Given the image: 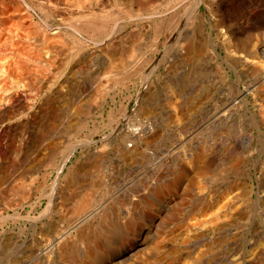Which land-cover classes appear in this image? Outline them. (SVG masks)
<instances>
[{"label": "rangeland", "instance_id": "1", "mask_svg": "<svg viewBox=\"0 0 264 264\" xmlns=\"http://www.w3.org/2000/svg\"><path fill=\"white\" fill-rule=\"evenodd\" d=\"M166 1L168 0H162V2L159 0L158 2L165 4ZM209 3H211V9L210 7L208 8ZM234 4H240L241 10H233L235 7ZM196 6H198V8ZM213 7L215 9H213ZM170 8H173L176 11L180 10L183 14L181 15L183 16L182 21L183 23L187 22L186 34L189 33V35H193L196 27L200 30L201 38H206V41L209 43V53H206L207 55H201V58L196 62L193 60L191 61L188 60L189 58L185 57V54H183L184 50L181 53L179 47L175 43H172L170 48L171 51L167 53L168 55H160V52L155 53V61H160V63L157 69H154V71L149 74V77L146 81H143V83L139 76L134 78V80L132 79L126 82V85L120 84L114 87L110 83H108V85L105 81H102V83L104 82L102 88L104 87L105 89L110 90L105 93L106 95L108 94V96L105 97L104 106H99V103H101L100 100V102H92L90 106L86 102H81V105H86L87 109L90 110V115L84 113L87 114L86 116L83 114L84 117L81 116L83 117L84 122H81L84 123V127L78 129L76 128L77 125H81L77 124L76 126H73L74 129L70 130L69 133L63 130L64 127L62 126L63 124H61L60 132L56 133V135L60 133L57 138L59 140V146L53 154L54 160L52 162H46V166H43L42 169L37 171L31 168L34 166L33 161H31L26 168L21 166L13 168L15 170H12L11 174L16 177V179L14 178V182L21 181L24 185L28 184L29 186L26 189H29L30 187L32 191L33 189L36 191V189H38L37 187L41 185L40 181L43 179L42 172L44 173L45 171L49 173V175L46 174L45 176L47 178L42 180L43 182L41 183H44L42 189L39 188L37 190V193H39L38 195L40 196H35L32 198V201L23 203V206L21 205L17 210H14L15 212L12 209L8 210L9 214L14 218L17 214V217L22 215L23 218H25V216L26 218L29 216H34V218L36 216L38 217L40 212L43 211V208L46 209L50 206L48 203L49 201L51 202L52 199H55L56 204L57 201H59L58 199L61 201V199H63L62 197L69 198L71 195H74L73 198L77 199L78 193L76 191L79 190L78 186L80 187V184L86 186L87 184L89 186L88 190H91L93 187L97 188H93L95 193L92 190L91 192H93L94 197L96 196V206L98 203L102 204L100 205L102 207V212L100 211L98 217L103 214V211L107 212L111 210V213L116 214L110 216L111 220L109 221H112L111 223H113V221L118 222V224L114 223L118 225V228L122 226L118 229L120 234L114 237L115 241H112L113 244L110 242V245H107L111 251L108 252L107 257H104L99 264H114V262L115 264H147L148 258L150 257H152L149 260V262H151L150 264H161L162 262V264H168L169 262H172L169 264H183L187 260L190 261L191 258V263H188V261L186 263L264 264V119L262 117L264 112V105L262 107V104H264V1L257 4L253 0H178L175 4L172 3ZM211 11H215V14ZM149 13L150 11H147V13L142 14V17ZM225 19H228L229 21ZM148 20L149 19L135 20V22L125 19L121 21L122 23L120 22L119 25L120 28H122L117 31L119 35L116 34L117 32L114 35L116 40L119 38L121 39V37L124 36L129 37L130 35V37L135 40L140 37L150 40L151 38L149 36L147 37L151 28ZM127 21L131 24L127 23ZM140 27L143 29L141 30ZM131 28L134 32H130ZM135 35H138L139 37H136ZM245 37L250 39V42H252L251 45H254L257 50L256 59L259 62L257 66H259H254L253 68L257 67L255 70L259 69L260 72L258 75L253 74L254 72L251 71L252 66L249 65V60L244 61L242 58L239 60L238 57L243 56V53L240 54V52L238 53L240 55L236 54L231 56L228 55L225 50V39H234L232 43L235 45L238 40H242L243 38L245 39ZM66 39L69 41V37L65 36V41ZM251 48L253 49V47ZM213 51L218 53L219 56L216 57L213 55ZM95 52L97 53L99 51ZM100 56L102 58L105 57L103 55ZM157 58L160 60H157ZM93 59L94 60L88 59L89 66L93 72L89 74L90 76L88 79L83 78V80L85 79L83 81L82 78L76 74H74L76 76L71 74V76H67L69 73V67L66 66L60 71H57L58 82H55L56 84L54 86L59 87L61 85L60 87H62L61 90L64 91V94H74L76 92L78 93V91L80 92L81 90L86 89L85 87L87 82H90V84L93 83L90 86L91 89L94 88L97 76H94L95 79H93L92 75H96V72H99V69L95 68V63L99 61V58L97 57ZM242 65H246L247 67L249 66L250 68L245 66L244 70ZM66 80H68V82ZM92 80L94 82H91ZM61 82H63V84ZM12 87L16 89V84L13 83ZM26 88L28 90H32L28 86H26ZM169 88H172L176 92L175 99L176 102L179 103V110H184L187 100H191L192 98L191 95L196 96V100L201 98L198 94L201 93L202 89L205 90L207 97L202 98L205 102L201 104L200 107H197V109H194L190 116L188 112V116L184 115L181 119H179V121H177L174 116V105H172L174 101H171L173 97L169 92ZM19 89L20 88H18V90ZM93 91L94 90H92V92ZM241 92L242 96L240 95ZM45 95L46 93L41 94L36 101V106L38 102H41L42 98L44 99ZM47 96H49V94H47ZM146 100H150V104L153 102L150 105L151 107L149 106V112L142 111L143 103L145 104ZM62 103L63 102L61 101L58 105L59 113H61L60 110L62 111V109H67V104L63 103L64 105H62ZM65 110L62 111L63 116L64 113L67 116L68 111ZM217 110L220 112L218 111V117H215L214 114ZM39 116L41 115L39 114ZM34 117H38L37 114H35ZM49 118L50 116L44 118L41 116V120L37 123L44 126L49 123ZM132 128H140L141 130L133 132V130H131ZM148 128H151V130ZM124 134H128L130 138H133H131V142L130 138H128L129 140L127 141V145L133 144V146H128L127 150H123L126 143H123L121 135ZM51 137L50 139L45 140V146L53 143V141H51ZM19 140V136H15L12 143L14 147L19 146ZM205 143H207L210 148L209 156L213 161V167H218L217 169H224V172L220 170L223 176L218 178L217 182L212 180L211 177L207 178V181L205 178L201 177L200 180L203 187L200 189H194L188 197L191 203L200 199L202 196L208 199L211 198L210 196L216 194L217 199L221 200L218 201L213 208L201 214L193 213L190 207L185 206L178 215L175 213V208L178 204L177 198L179 196H167L152 208H147L141 203L140 197H144L143 195L147 198L146 199L144 197V201L145 199L148 201V196L150 194L149 191L153 186H161L160 183L164 180L167 181L170 176H173L178 168L187 167L186 156L189 155V153L191 154L197 149L202 148ZM120 145L121 148H119ZM134 146L136 148H134ZM118 148L123 151L118 150ZM134 149H138V151H135ZM14 152L15 151L11 150L10 155L13 156ZM40 153H36L38 158H41L42 156V153ZM240 156L242 157L240 158L241 168L239 170L235 168L232 163L234 164ZM96 159L98 161V169L95 170L94 168L97 167H95L96 165L93 163H97ZM57 164L62 165V174L64 176L66 173H70L67 176L68 180L66 179L67 184L70 185H67L66 182L63 184L61 181L63 188L60 190V196H57L58 194H54L53 186H51L54 183V175L56 173L53 168ZM19 175L23 176L20 178ZM17 176L19 177L17 178ZM72 176H74V178ZM81 178L85 184L81 183L83 182L80 181ZM237 178L245 179L247 185L248 201L243 199L244 196L239 197V195L237 196V200H235L236 205L243 209L245 216H240V218H242L237 220L238 222H236V225L233 224L232 227L229 226L227 227L228 229H224L221 232H211L205 228L207 225H197V221L193 222L192 217L194 216L199 219V217L205 215L207 217V222H209V220L217 213H221V215H223V213L229 214L232 210L229 204L230 202H228L227 205H223V203L227 201L225 200L227 195L226 197H221L219 192L223 189L222 186H224L225 183L229 182L231 179ZM251 178L253 180L250 181ZM22 180L26 183L24 181L22 182ZM96 182L98 184L100 183L99 186H97L98 184ZM76 185L78 186L76 187ZM145 186H148L150 189L148 190V187L146 188ZM181 187V191H179V193L181 192L180 194H182L183 185ZM144 188L145 191L143 190ZM67 189L69 191L72 190L69 192L70 194ZM73 189L75 190V193L73 192ZM39 190H41L42 194ZM62 191H65V193ZM50 194L52 197L48 196ZM230 194L232 193H228V198ZM49 197L51 199H49ZM14 199L19 201L21 200L19 196H14ZM2 202L3 201L0 200V213H2V207L5 210H3L4 214L6 212L8 213L4 203ZM118 202L120 205L117 204ZM136 202H138V205ZM32 204H35L34 207ZM140 204L142 205V208L140 207ZM64 207H68V204L65 203ZM129 208L131 212L135 211L132 213L133 215H136L134 217H138L137 219H140L137 221L135 220L138 227L134 232L131 230L129 231L126 223H124L126 221L123 217L127 216V211L125 210ZM52 210L51 213L48 211V213L42 215V220H46L45 216L49 215L47 218L48 222L55 223L61 229L68 227L69 223L72 221H70V216H68V212H70L68 210L70 209L68 208V210L63 213H56V208H53ZM136 212L138 214H136ZM172 215L173 217H180L182 222L184 219L185 225H176L174 222L175 218L172 219L174 223L171 222L172 220L169 221L170 219L167 220ZM98 217H96V219H98ZM11 218L3 223L5 225H1L0 240H2L3 237L5 239L12 236V239L14 241L16 240L15 242L18 244L19 242L22 243L23 240H28V238H30L29 235L33 233V231L31 232V228L29 226L31 221L26 218L24 220ZM91 220H94L95 223ZM91 220L89 221V224H91L96 230L98 228L99 221L95 220V218ZM141 221L144 224H142ZM97 223L98 225L96 226ZM141 224L144 226L140 227ZM200 226V229H203L201 237L195 239H186V237H183L188 229L191 230ZM22 227H28L27 229L24 228L26 232H21L23 230ZM45 227L48 228L46 224ZM6 229L9 233L12 232V235L8 234ZM103 230L113 229L109 226L108 229L104 228ZM167 230L170 231L166 232ZM2 231L4 232L2 233ZM171 231L175 232V236L177 237L174 238V240H171L167 235ZM19 233L22 234L20 235ZM221 234L225 236V238H223ZM5 235L9 236L6 237ZM120 236L123 237L121 238ZM120 238L122 240H120ZM159 239H163L162 245L164 248L160 250L163 252L160 254L161 256L159 255L160 258H156L158 257L155 256L157 255V251L153 249L152 246L159 242ZM211 239H213V242L215 243V245H212L214 246L213 250L206 253L203 258L198 260L195 259V256L193 257V255H196L198 250H201V248H204L206 244L210 243ZM221 239H225L226 241H217L218 245L221 244L217 246L215 240ZM70 240L71 239H69V241ZM75 240L76 239H74V243L77 242ZM166 242H168V245ZM164 243L166 245H164ZM73 244L69 243L70 246ZM77 244L78 243H75L74 245ZM173 244L174 246L171 248ZM163 249L165 250L163 251ZM167 249H176L178 252L173 250L176 254L175 255L173 251H171V253ZM111 252L114 254H111ZM167 252L168 254H166ZM55 258L56 257L53 255V258L49 259V263L57 264V262L55 263ZM165 259H169V262ZM193 259H195V262ZM182 261L184 262L182 263ZM65 262L58 263L72 264L71 261Z\"/></svg>", "mask_w": 264, "mask_h": 264}, {"label": "bare ground", "instance_id": "2", "mask_svg": "<svg viewBox=\"0 0 264 264\" xmlns=\"http://www.w3.org/2000/svg\"><path fill=\"white\" fill-rule=\"evenodd\" d=\"M158 1L159 0H0V200L3 201L2 203H4L7 211L10 209H12L13 211L17 210L18 207L21 206L23 203L32 201V198L35 196H40L38 195L39 193H37L38 192L37 190L39 188L42 189L44 183L42 184L41 182H43L42 180L44 178H47L45 176L46 174L49 175V173L45 171L44 173L42 172L43 179L40 181L41 185L37 187L38 189H36V191H34L35 189H33L32 191L30 187L29 189H26L29 186L28 184L24 185L23 183H21V181L14 182V178L16 179V177H14L15 175L12 176L11 174V171L15 170L13 168L20 166L26 168V166L31 161H33L34 166L31 168L37 171L42 169L43 166H46L45 165L46 162L49 161L52 162L54 160L53 154L55 153V150L59 146V140L57 138L60 133L58 135H56V133L60 132L61 124H63L62 125L64 127L63 130L69 133L70 130L74 129L73 126H76L77 124L81 125V126L77 125L76 128L78 129L84 127V123H82L81 121H83L84 116H86L87 114L90 115L89 114L90 110L87 109L86 105L85 106L84 104L81 105V102L82 101L86 102L90 106L92 102H97L100 100L101 103H99L100 104L99 106L101 105L104 106L105 97L108 96V94L106 95L105 93H107L110 90L105 89L104 87H103L104 89L102 88V85H104V82L102 83V81H105V83L107 84L110 83L114 87L120 84L123 85L126 82L132 79L134 80V78H137L139 76L143 83V81H146V79L149 77V74L152 73L154 69H157L160 63V61L157 62L155 61L156 58V57L154 58L155 53L160 52V55L161 54L168 55L167 53L171 51L170 48L172 46V43L173 44L175 43L179 47L181 53L184 50L183 54H185V57L189 58L188 60L191 61L193 60L196 62L201 58V55L203 54L207 55L209 53L208 52L209 43L208 41H206V38L204 37L201 38L200 30L196 27L194 32L195 34L194 33L193 35H189V33L186 34L187 22L183 23L182 21L183 16H181L183 14L181 13L180 10H177L178 11L177 12L175 9L170 8V5L172 3L175 4L178 0H168L166 1L165 4L160 3ZM160 1L162 2V0ZM253 1L257 4H260L264 0H253ZM234 5L235 7L233 10L235 9L239 10L241 7L240 4L238 5L234 4ZM196 7L198 8V6ZM209 7L211 9V3L208 4V8ZM213 9L215 8L213 7ZM147 11H150V13L142 17V14L147 13ZM211 12L214 13L215 11H211ZM125 19L128 21L149 19L148 21L150 22L151 28L149 33L147 34V37L149 36L151 39L147 40L146 38L144 39V37L142 38L140 37V38H136L135 40L134 38L132 39L130 35L129 37L120 36L121 39L117 38L118 40H116V37L114 35L118 30L122 28V27L120 28L119 24L121 21ZM128 21L127 23H129ZM140 28L141 30L143 29L142 27ZM132 31L133 29L131 28L130 32ZM116 34H118V32ZM65 36L69 37V41H67V39L65 41ZM233 40L225 39L224 41L225 50L227 54L232 56L240 52H241L240 54L243 53L242 54L243 56L238 57L239 60L240 58H242L244 61L249 60L248 63L249 65L252 66L251 71L254 72L253 74L258 75V73L260 72L259 69L255 70L259 66V65L257 66L259 62L256 59L257 50L255 46L251 45L252 42H250V39L246 37L245 39L243 38L242 40L237 39L238 42L237 43L234 42L235 45L232 43ZM251 47H253V49ZM95 51H99V52L96 53ZM212 53L216 57L219 56V54L216 53L215 51H213ZM100 55H103L105 57L102 58ZM97 57L99 58V61L95 63V68L99 69V72H96V75L94 74L92 75L93 79H95L94 76H97L96 82L94 83L95 86L94 88L91 89L90 86L93 83L90 84V82H87V85L85 87L86 89H83L80 92L78 91V93L76 92L74 94L71 93L64 94V91L61 90L62 87H60L61 86L60 84L59 87L54 86L56 84L55 82H58L57 71H60L63 67L66 66L69 67V73L67 74V76L70 74L73 76L79 75V77L82 78V80L83 78L88 79L90 76L89 74L93 73L91 67L89 66L88 59L94 60L93 58H97ZM157 60L160 59L157 58ZM245 66L242 65V67H244V70H245ZM254 66L257 67L253 68ZM66 81L68 82V80ZM91 82L94 81L92 80ZM13 83L16 84L15 88L17 90L12 87ZM61 83L63 84V82ZM26 86H28L32 90H28ZM18 88L20 89L18 90ZM92 90L94 91L92 92ZM169 92L173 97V99L170 100L174 101L172 105H174V111H175L174 116L177 121H179V119H181V117H183L184 115L188 116V112L190 116L191 113L194 111V109H197V107H200V105L205 102L204 100H202V98L207 97L205 90L202 89L201 93L198 94V96L201 98H198L196 100L197 97L191 95L192 98L191 100L190 99L187 100L186 107L184 108V110L183 109L179 110L178 108L179 103H177L175 99L176 92L172 88H169ZM44 93H46L44 99L42 98L41 102H38L36 106L37 99L41 96V94ZM47 94H49V96H47ZM240 95L242 96V92L240 93ZM61 101L67 104L66 110L68 111L67 112L68 117L65 115V113L63 116L62 111L65 109H62V111L60 110L62 114L59 113L58 105L59 103H61ZM63 103L62 105H64ZM151 104H150V100H146L145 104L143 103L142 111L149 112L150 109L149 106ZM263 105L264 104H262V107ZM219 110H217V112L214 114L215 117H218ZM35 114H37L38 117H34ZM39 114L43 118L50 116L48 120L49 123L47 122L48 124H45L44 126L38 124L37 122L41 120V116H39ZM262 117L264 119V112L262 114ZM148 129L151 130V128ZM131 130H133V132H136L141 129L132 128ZM17 135L20 138L19 140L20 144L18 147H14L12 143H13V139ZM121 136L123 143H126L125 144L126 149L123 148V150H127L128 146H133V144L127 145V141L129 140L128 138H130L128 134H124ZM50 137L53 143L51 145L45 146V140L50 139ZM131 138H130V142H131ZM119 148H121V145ZM119 148L118 150H121ZM134 148L136 147L134 146ZM11 150L15 151L13 156L10 155ZM134 150L138 151V149H134ZM36 153H40L42 155L41 158L40 157L38 158ZM209 154H210V148L208 147L207 143H205L202 146V148L197 149L191 154L189 153V155L186 156L187 167L178 168L176 172L173 174V176H170L169 179H167V181L164 180L163 182L160 183L161 186L154 187L153 185H151L153 187L149 191L150 194L148 196L149 198L148 201L146 200L147 198L145 197V195H143L146 198L145 201H144V197H140L139 195L141 203L147 208L148 207L152 208L156 204L160 203V201L166 198L167 196H179L177 198L178 204L176 208L174 205L175 213L178 215L179 212L185 206L190 207L193 213H201V214L213 208L217 204V202L221 200V199L219 200L217 199L216 194L210 196L211 198L208 199L202 196L200 199L197 198L198 200H195L191 203L188 197L191 191L203 187V185H201L202 184L200 180L201 177L205 178L206 181L207 178L211 177L212 180L217 182L218 178L223 176L221 171H223L224 169H217L218 167H213V161L210 158ZM241 157L242 156H240L239 159L235 161L234 164L232 163V165L239 170L241 168L240 167ZM93 164L96 165L95 167H97L98 161L97 163L95 162ZM53 169L54 172L56 173L54 175L55 176L54 177L55 180L53 181L54 183L52 182L53 185L51 186H53L54 194L56 195L58 194L57 196H60L59 195V193L61 192L60 190L63 188L61 181L64 184L66 182V179L68 180L67 176L70 173L68 172L64 176L62 174L63 167L62 165H58V164L55 165ZM94 169L96 170L98 169V167ZM19 176H17V178ZM22 176H20V178ZM72 177L74 178V176ZM81 179L80 181H83L84 177L82 180ZM251 180L253 179L251 178L250 181ZM23 181L24 180H22V182ZM81 183H84V181ZM99 184L97 186H99ZM182 185H183V191L182 194H180L181 192L179 193V191H181ZM77 186L78 185H76V187ZM86 186L88 185L86 184ZM86 186L83 184H80V187L78 186L79 190L76 191L78 193V194L76 193L78 196L77 199L73 198L74 195L73 196L71 195V197L69 198H64L62 197L63 196L62 194L61 197L63 199H61V201L60 199H58L59 201H57L56 204H55V199H52L51 202L48 200L50 206H48L46 209L43 208V211L40 212L38 217L36 216L34 218V216L33 217L29 216L26 218L25 216L26 214H25L24 215L25 218L31 221L29 223L30 225L29 224L28 225L30 226L31 228L30 230L31 232L33 231V233L29 235L30 238L27 237L28 240H23V242L22 243L19 242V244L15 242L16 240L14 241L12 239L13 236L8 237L9 235L8 236L5 235L8 238L4 239L3 237V239L0 240V264H53V263H49V259L53 258V255L56 257L55 263L57 262V264H59L58 262H65V261H71L72 264H99L104 259V257H107L108 252L111 251L109 250L107 245L110 242L112 243L116 235L118 236V234H120L119 233L120 231L118 229H120L122 226L118 228V225H116L118 224V222L113 221V223H111L112 221L111 222L109 221L111 220L110 216H113L114 214L111 213L112 212L111 210L107 212L103 211V214L100 215V217H98L102 209L100 205L102 204L98 203L97 206L95 204L96 196L94 197L93 195V192L95 193V191H93V188L94 189L97 188L95 187L91 188V190L93 191L91 192L90 189L88 190L89 186L88 187ZM145 187L147 188L148 186ZM222 187L223 189H221L219 192L221 194V197H226L227 195V197L225 198V200L227 201L224 202L223 205H227L228 202H230L229 204L232 209V210L230 209L231 212L229 214L225 213L227 215H225L224 213L223 215H221V213H217L209 220V222H207L206 219L207 217L205 215L199 217V219L195 216L192 217L193 222L197 221V225H202V224L207 225V227L205 228H207L211 232H221L224 229H228L227 227L229 226L232 227L233 224L236 225V222H238L237 220L240 218V216L244 215L243 209L239 208V206H237L235 203V200H237L238 195L239 197L244 196L243 199L248 201L247 185L245 179H241V178L231 179L229 182L225 183V185ZM147 189L149 190L150 188L148 187ZM143 190L145 191V188ZM39 191L41 192V190ZM70 191L68 190V193ZM74 191L75 190L73 189V192ZM62 192L65 193V191ZM228 193H232L230 194L229 198H228ZM51 194L48 196L52 197ZM14 196L16 197L19 196L21 200L19 201L14 199ZM50 197L49 199H51ZM65 203L68 204V207H64ZM137 203L138 202H136V204ZM117 204H119V202ZM141 206L142 205L140 204V207ZM53 208L57 209L56 210L57 212L55 211L56 213H63L66 210H68V208L70 209L68 210L70 211L68 212L69 213L68 216H70L69 219L70 221L71 220L72 221L69 223L68 227H64L63 229H61L55 223L48 222L47 221V218L49 216L48 214H46L48 216H45L46 220H42L43 218L42 215L48 213V211H50L51 213L53 211L52 210ZM130 208L125 210L127 211V216L125 215L126 217L123 218H125L126 222L124 223H126L129 231L131 230L132 232H134L135 229H137L138 227L135 223V220L137 221L140 219H137L138 217H134L136 215L135 214L133 215L132 213H134L135 211L131 212ZM3 210L4 209L2 207V213H0V227L5 221H8L10 220L11 217H13L9 214V211L8 213L6 212L4 214L5 210L4 211ZM138 213L136 212V214ZM17 216H15V218H19L23 220L25 219L23 218L22 215H19V217ZM96 217H98V219H96ZM170 217L167 220L170 219L169 221H171L172 219L175 218L174 222L176 225L178 226L185 225L184 219L182 222V220L178 216L173 217L172 215ZM15 218L13 217L11 219H15ZM94 218L95 220L99 221L98 222L99 225L97 223L96 226L98 225V228L101 229L97 228L95 230L93 226L89 224V221ZM171 222L174 223L173 220ZM45 224L48 226V228L45 227ZM142 224L140 225V227L144 226ZM109 226L113 230H103L104 228L108 229ZM24 228L26 227H22L23 230L21 232H26ZM200 228L201 226L191 230L188 229L186 234H184L185 236L183 237H186V239H190V238L195 239L201 237V235L203 234L202 232L203 229ZM172 229H176V228H172ZM168 231L170 230H167L166 232ZM173 231L167 234L171 240L177 238L175 236L176 230L175 232ZM3 232L4 231H2V233ZM6 232H8V234L12 233V232L9 233L8 230ZM162 233H161V237H162ZM222 237L225 238V236L223 235ZM121 238L120 240H122ZM69 239L71 240L69 241ZM74 239H76L75 241L77 242L75 243H78L77 245H74L75 244ZM222 240L223 239L215 240L216 245L217 246L221 245V244L218 245L217 241L222 242ZM213 241L214 240L211 239L210 243L206 245L204 243L205 247L201 248V250H198L196 255H193L192 252L191 254L193 255V257L195 256V259L198 260L203 258V256L206 253L212 251L214 248V246L212 245H215ZM69 243L72 244L74 243V244L70 246ZM162 244H163V239L157 242L154 246H152L153 249L157 251V255L155 256L158 257L156 258H160L159 255L163 253L160 251L162 248H164ZM166 244L168 245V242H166ZM166 244L164 243V245ZM173 246L174 244L171 246V248ZM176 249L173 250L176 251ZM164 250L165 249H163V251ZM173 250L170 249L168 251L171 252ZM113 252H111V254ZM166 254H168V252ZM150 258H148L147 261L149 264L151 263L149 262ZM191 259L190 261L187 260L188 263L189 262L191 263L192 261ZM195 259H193L194 262ZM165 260L169 262V259L168 260L165 259ZM187 261L185 262L182 261V263L184 262L183 264H188L186 263Z\"/></svg>", "mask_w": 264, "mask_h": 264}]
</instances>
